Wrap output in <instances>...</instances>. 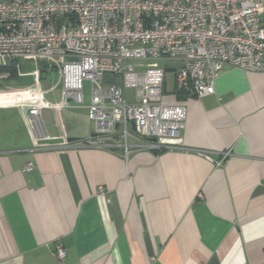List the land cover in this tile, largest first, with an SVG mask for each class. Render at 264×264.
I'll list each match as a JSON object with an SVG mask.
<instances>
[{"label":"crops","instance_id":"crops-1","mask_svg":"<svg viewBox=\"0 0 264 264\" xmlns=\"http://www.w3.org/2000/svg\"><path fill=\"white\" fill-rule=\"evenodd\" d=\"M16 63L0 67V264H264V73L226 67L212 96L176 92L182 147L153 154L131 125L86 146L96 126L73 102L43 110L32 137L33 71L21 78ZM43 64L54 106L60 66ZM226 152L221 166L198 155Z\"/></svg>","mask_w":264,"mask_h":264},{"label":"built area","instance_id":"built-area-1","mask_svg":"<svg viewBox=\"0 0 264 264\" xmlns=\"http://www.w3.org/2000/svg\"><path fill=\"white\" fill-rule=\"evenodd\" d=\"M263 1L0 0V67L20 59L60 66L63 99L54 106L42 102L40 73L33 71L35 98L23 106L32 137L43 110L73 102L86 104L95 123L88 147H102L116 125L125 138L133 123L136 135L149 140L148 150L180 148L187 102L177 101L176 92L212 96L226 67L264 73ZM128 89L136 102L126 99ZM198 155L221 166L229 154L220 160ZM66 255L57 244L53 256L63 262Z\"/></svg>","mask_w":264,"mask_h":264},{"label":"rangeland","instance_id":"rangeland-1","mask_svg":"<svg viewBox=\"0 0 264 264\" xmlns=\"http://www.w3.org/2000/svg\"><path fill=\"white\" fill-rule=\"evenodd\" d=\"M7 62L6 60L3 61L2 66H7ZM42 60H23L20 59L17 61V65L16 68L20 71V77L24 78L25 75H28L27 73H29L30 71H39L40 72V68L44 66ZM143 64H147L150 63V61H142ZM159 65L160 66H164V64L162 62L159 61ZM21 72H24L26 74H22ZM47 74H45V81L46 83H49L51 85L55 84L57 82V78H58V69H55L54 72H51L49 70H46ZM17 77V76H16ZM44 79V78H43ZM44 81V80H43ZM85 85V100H88V95H89V90H88V84H84ZM1 88V87H0ZM39 93L41 95L42 91H41V87L39 86ZM2 90V88H1ZM125 97L128 101L131 102H136V100L134 99L135 97V90H125L124 92Z\"/></svg>","mask_w":264,"mask_h":264},{"label":"water","instance_id":"water-1","mask_svg":"<svg viewBox=\"0 0 264 264\" xmlns=\"http://www.w3.org/2000/svg\"><path fill=\"white\" fill-rule=\"evenodd\" d=\"M130 125L133 126V123H131ZM116 126H117V125H116ZM150 141H151V142H154L155 140H154V139H151ZM151 152H152L153 154H158V153H159V150L154 149V150H151ZM214 159H216V158H214Z\"/></svg>","mask_w":264,"mask_h":264}]
</instances>
